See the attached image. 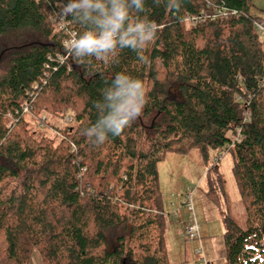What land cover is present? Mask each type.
I'll list each match as a JSON object with an SVG mask.
<instances>
[{
    "label": "trees",
    "instance_id": "16d2710c",
    "mask_svg": "<svg viewBox=\"0 0 264 264\" xmlns=\"http://www.w3.org/2000/svg\"><path fill=\"white\" fill-rule=\"evenodd\" d=\"M66 3L0 0V63L8 59L0 77V264H29L35 250L43 264H170L158 167L168 153L193 148L206 160L210 150L231 154L245 226L226 209L218 172L215 179L206 174V196L222 219L227 263L258 264L264 257V40L253 0H181L179 12L165 0L159 6L145 0L139 15L159 28L142 53L146 63L130 49H117L108 61L61 62L67 34L55 15ZM221 6L239 14L213 19ZM188 15L204 19L187 26ZM65 22L83 31L73 18ZM21 32L37 38L5 44ZM120 72L143 82L147 103L120 136L97 146L81 132L96 121L94 102ZM24 105L38 115L73 109L74 125L55 146L30 133L23 113L9 124L8 112ZM238 128V139L228 137Z\"/></svg>",
    "mask_w": 264,
    "mask_h": 264
},
{
    "label": "clouds",
    "instance_id": "9594fccd",
    "mask_svg": "<svg viewBox=\"0 0 264 264\" xmlns=\"http://www.w3.org/2000/svg\"><path fill=\"white\" fill-rule=\"evenodd\" d=\"M157 6L161 0H153ZM169 10L179 12L181 0H165ZM146 11L145 0H67L60 10L63 18H73L83 29L66 42V52L79 63L91 58L108 61L117 49H130L141 62L142 53L159 30L155 21L139 14ZM136 13L137 15H133ZM111 84L102 90V99L94 102L97 119L81 134L94 145H103L120 136L143 114L147 103L143 82L125 73L110 77Z\"/></svg>",
    "mask_w": 264,
    "mask_h": 264
},
{
    "label": "rangeland",
    "instance_id": "374dc122",
    "mask_svg": "<svg viewBox=\"0 0 264 264\" xmlns=\"http://www.w3.org/2000/svg\"><path fill=\"white\" fill-rule=\"evenodd\" d=\"M255 7L252 9L251 14L262 15L264 14V0H253ZM62 8V5H59ZM191 24L187 23V26ZM28 33H14L6 38V45L12 46L17 43L30 41L37 38V35L29 36ZM29 36V37H28ZM39 39V38H38ZM8 59L4 57L0 63V77L7 70ZM45 116L46 120L43 125L40 124L35 117ZM74 117L75 110L66 109L60 112L51 113L45 112L41 114L34 113L25 115L29 122L30 133L40 139L46 137L54 141L57 146L60 143V136L58 131H65L74 122L73 120L66 123V117ZM42 119V118H41ZM74 125V124H73ZM64 133V132H63ZM228 137L236 140L238 133L228 132ZM232 156L229 152H217L210 150L209 157L206 160L198 148L191 149L186 154L168 153L166 157L159 163V185L162 191L164 200V209L167 215L169 225L178 223L181 218H187L192 214L186 209L184 214H175V208L181 202L182 196L189 190L201 193L206 189L207 176L209 173L215 179L219 173L222 177L225 188L226 209L238 224L245 226L246 211L241 201L237 185L232 171ZM218 172V173H217ZM124 176V175H123ZM113 186V184H111ZM196 194V195H197ZM225 200L223 202H225ZM174 203V206L172 205ZM199 210H196V214ZM188 212V213H187ZM179 216V217H178ZM181 217V218H180ZM216 221L211 222L208 226V232L201 235L204 255L206 263L203 259L202 253H198L197 249L200 247V242L197 239H189L172 232L167 231V248L168 259L170 264H228L226 260V252L223 241L224 227L218 209H216ZM199 215L198 221L202 223ZM201 234V233H200ZM43 264V261L38 253L34 251L29 264ZM258 264H264V257L260 258Z\"/></svg>",
    "mask_w": 264,
    "mask_h": 264
},
{
    "label": "built area",
    "instance_id": "2783aa9c",
    "mask_svg": "<svg viewBox=\"0 0 264 264\" xmlns=\"http://www.w3.org/2000/svg\"><path fill=\"white\" fill-rule=\"evenodd\" d=\"M238 15L239 11H229L227 8L221 6L216 8V10L214 11L213 14H211V17L214 19L216 17H227L229 15ZM55 18L60 22V27L63 29V31L67 34L66 38H64L63 40V44L64 46H66V42L68 40H70L72 38V36L74 34H76L77 32L74 29H71L65 22V18H63L61 16V13L55 15ZM204 17L203 16H193V15H188L187 17H185V21L191 25H195L198 22L203 21ZM254 25L256 27V30L260 36L261 39L264 40V14L260 15L259 18L254 20ZM68 55L67 52H65V54L61 55L59 57V60L61 62H64L66 59H68ZM241 79V78H240ZM21 113H23L24 115L27 114H32V111L30 110V108L27 105H24L22 107V109H12L11 111L8 112L7 117L10 119V125L13 123V121L15 120V118L19 115H21ZM38 121H40V124L43 125L46 120V117L43 115L41 117L36 116L35 117ZM42 118V119H41ZM74 117H70L67 116L66 117V123H70L73 120ZM248 119V118H246ZM57 134L60 136L59 138L62 139L64 138V133L62 131H58L56 130ZM240 132V128H238V135ZM238 139V138H237ZM76 150V146L73 144L71 151H75ZM85 170V168L83 169V171ZM194 193L195 190H189L188 192H186V194L184 196H182L181 198V202H179L180 204L176 206L175 208V214L178 213L179 209L181 207L186 208L190 213H192L193 215V219L185 226L184 228V235L189 238V239H197L200 242V247L197 249L198 253H202L203 255V259L206 261L205 255H204V250H203V244H202V239H201V234H200V228L199 225L196 221L195 215H194ZM172 205L174 206V203H172Z\"/></svg>",
    "mask_w": 264,
    "mask_h": 264
},
{
    "label": "crops",
    "instance_id": "0c3cea01",
    "mask_svg": "<svg viewBox=\"0 0 264 264\" xmlns=\"http://www.w3.org/2000/svg\"><path fill=\"white\" fill-rule=\"evenodd\" d=\"M197 192L194 193V215L196 218V221L199 225L200 228V233L205 234L206 231L208 230V226L211 224V222L216 221V209L217 207L213 204V202L206 196V191H202L201 193ZM184 210H186V208L181 207L178 211V213L180 214L181 212L184 214ZM196 210H199L196 214ZM188 213V212H187ZM192 214V213H191ZM199 215L202 219L203 222L200 223L198 221L199 219ZM179 217V216H178ZM181 218V217H180ZM193 219V215H189L187 218H181L180 221H178V223L169 225L168 223V232H172L174 231V233H177L181 236L184 237V228L185 226ZM208 232V231H207ZM37 262L35 261L34 264H36Z\"/></svg>",
    "mask_w": 264,
    "mask_h": 264
}]
</instances>
